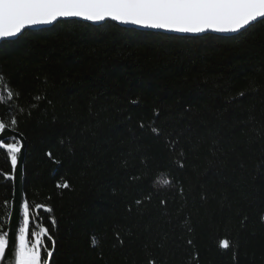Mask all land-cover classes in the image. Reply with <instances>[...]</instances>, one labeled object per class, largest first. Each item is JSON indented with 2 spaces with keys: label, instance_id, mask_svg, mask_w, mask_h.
<instances>
[{
  "label": "trees",
  "instance_id": "16d2710c",
  "mask_svg": "<svg viewBox=\"0 0 264 264\" xmlns=\"http://www.w3.org/2000/svg\"><path fill=\"white\" fill-rule=\"evenodd\" d=\"M0 97L48 264H264V24L178 38L57 23L0 46ZM11 198L0 149V232Z\"/></svg>",
  "mask_w": 264,
  "mask_h": 264
},
{
  "label": "snow or ice",
  "instance_id": "6c2138e0",
  "mask_svg": "<svg viewBox=\"0 0 264 264\" xmlns=\"http://www.w3.org/2000/svg\"><path fill=\"white\" fill-rule=\"evenodd\" d=\"M68 18L94 23L111 20L177 33L235 34L264 24V0H0V40H15L29 28L53 25ZM12 96L9 90L8 98ZM3 99L0 97V101ZM11 124L15 126L17 121L11 120ZM153 131L158 132L155 128ZM9 132L8 125L0 121V149L7 150L11 165L16 168L21 147L17 142H5L4 137ZM158 182L161 186L170 183L167 178ZM61 187L69 185L65 183ZM30 216L29 203L24 201L14 245L8 232H0V264H48L41 254V237L48 234V229L41 227L31 233L30 239ZM93 243H96L95 238ZM221 247L229 248V241L222 240ZM46 255L50 258L52 251H47Z\"/></svg>",
  "mask_w": 264,
  "mask_h": 264
},
{
  "label": "water",
  "instance_id": "95a60500",
  "mask_svg": "<svg viewBox=\"0 0 264 264\" xmlns=\"http://www.w3.org/2000/svg\"><path fill=\"white\" fill-rule=\"evenodd\" d=\"M61 22H78V23H83L87 24L93 27H99L102 26L106 23L114 24L119 28L123 29H128V30H133L138 33H150V34H160L163 36H173V37H178V38H200L204 36H214V37H219V38H232L240 33H216L212 31H208L205 33H200V34H190V33H177V32H172V31H167V30H162V29H151V28H144L138 25H132V24H123L118 21H105V22H90V21H85L80 18H68V19H63ZM57 23L53 25H43V26H37L33 28H29L26 30V33L30 32H38L40 30H45L49 29L52 26L56 25ZM19 38V37H18ZM16 38L15 40H17ZM15 40H0V46L3 43H10ZM4 140L6 143H9L11 141L17 142L20 147L21 151L18 153V161H17V166L16 168H13L11 165V183H12V198L10 202V210H9V216L7 220V231L9 233V239L11 243L14 245L17 243L15 237L18 234V226L22 221V204L24 202V191H23V186H24V162H25V153H26V141L24 138L10 130L9 134L4 137ZM7 152L6 149H2ZM9 259L14 260V257H9Z\"/></svg>",
  "mask_w": 264,
  "mask_h": 264
}]
</instances>
